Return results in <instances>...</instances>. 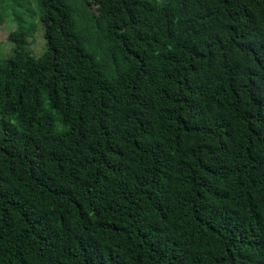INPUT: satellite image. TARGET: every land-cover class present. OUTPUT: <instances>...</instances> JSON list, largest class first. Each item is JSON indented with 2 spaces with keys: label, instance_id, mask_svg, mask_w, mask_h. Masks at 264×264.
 I'll list each match as a JSON object with an SVG mask.
<instances>
[{
  "label": "trees",
  "instance_id": "obj_1",
  "mask_svg": "<svg viewBox=\"0 0 264 264\" xmlns=\"http://www.w3.org/2000/svg\"><path fill=\"white\" fill-rule=\"evenodd\" d=\"M15 2L0 264H264V0Z\"/></svg>",
  "mask_w": 264,
  "mask_h": 264
},
{
  "label": "rangeland",
  "instance_id": "obj_2",
  "mask_svg": "<svg viewBox=\"0 0 264 264\" xmlns=\"http://www.w3.org/2000/svg\"><path fill=\"white\" fill-rule=\"evenodd\" d=\"M7 0H0V3H6ZM11 10H14L16 14H21L23 10H25L27 14V9L20 6L14 1L10 0L9 5ZM29 9L31 11H35V17L26 18L25 20L28 23V28L26 30L27 33V49L34 55H40L43 44L45 43L44 38L42 37V32L40 25L38 23V3L37 0H29ZM11 13V12H10ZM8 16V17H7ZM12 15H4V20L0 23V58L6 57L12 51L14 40L18 38V33L15 31L16 23L12 20ZM13 40V41H12ZM45 48V46H44Z\"/></svg>",
  "mask_w": 264,
  "mask_h": 264
}]
</instances>
